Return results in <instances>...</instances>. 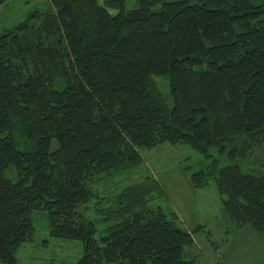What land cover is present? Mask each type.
Wrapping results in <instances>:
<instances>
[{
    "label": "trees",
    "instance_id": "obj_1",
    "mask_svg": "<svg viewBox=\"0 0 264 264\" xmlns=\"http://www.w3.org/2000/svg\"><path fill=\"white\" fill-rule=\"evenodd\" d=\"M162 142L200 154L191 186L264 232V0H46L2 29L0 264H22L35 213L80 241L77 264H198L193 232L151 203L140 149ZM140 166L96 236L78 208Z\"/></svg>",
    "mask_w": 264,
    "mask_h": 264
},
{
    "label": "rangeland",
    "instance_id": "obj_2",
    "mask_svg": "<svg viewBox=\"0 0 264 264\" xmlns=\"http://www.w3.org/2000/svg\"><path fill=\"white\" fill-rule=\"evenodd\" d=\"M45 4L46 0H11L0 5V31L24 20L29 12L42 9ZM174 146L162 142L140 149L148 172L163 187V197L152 200V205H161L165 213L175 212L178 225L193 232L195 245L190 252L197 257L198 264H261L264 232L247 226L236 227L224 212L221 196L212 183L192 187L189 176L200 168V154L184 144ZM187 164L191 167L184 168ZM145 175L140 166L111 180L104 179L95 188L96 195L78 208L85 218L95 223L96 236L112 223L103 211L112 204L109 198ZM33 217V239L16 250L18 261L22 264H77L82 255L80 241L50 235L43 216L35 213Z\"/></svg>",
    "mask_w": 264,
    "mask_h": 264
}]
</instances>
